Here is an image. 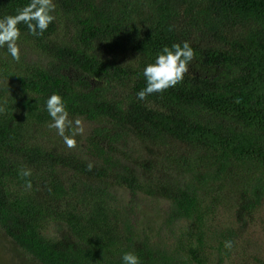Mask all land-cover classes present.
<instances>
[{
  "label": "trees",
  "instance_id": "trees-1",
  "mask_svg": "<svg viewBox=\"0 0 264 264\" xmlns=\"http://www.w3.org/2000/svg\"><path fill=\"white\" fill-rule=\"evenodd\" d=\"M56 115L132 138L152 177L57 158L36 135ZM233 173L250 210L264 174V0H0V230L23 253L41 264H205L200 228L177 239L178 255L137 237L109 204L111 181L166 200L168 221L199 224L200 194ZM51 220L66 235L42 234Z\"/></svg>",
  "mask_w": 264,
  "mask_h": 264
},
{
  "label": "rangeland",
  "instance_id": "rangeland-1",
  "mask_svg": "<svg viewBox=\"0 0 264 264\" xmlns=\"http://www.w3.org/2000/svg\"><path fill=\"white\" fill-rule=\"evenodd\" d=\"M19 52L27 59L36 58L24 49L19 48ZM157 66L162 70L189 71L190 68L174 61H158ZM216 71L210 68L207 74L213 75ZM67 76L81 80L86 89L92 90L97 86L96 81L76 72L67 73ZM112 132L113 129L105 121L56 115L41 124L36 135L38 142L55 152L57 158L71 155L111 170H132L140 180L152 177L147 170V153L132 138L114 137ZM140 162H145L143 167L139 166ZM54 164L52 173L63 176L64 180L69 178L70 169L66 165ZM261 177L258 184L262 185V196L250 210H243L240 206L243 187L238 174L233 173L218 184L211 185L200 194L199 224L184 218L168 221L166 200L130 191L116 181H111L109 204L122 209L137 237H143L169 253L178 255L175 253L177 239L184 243L186 237L182 234L185 231L200 228L205 264H264V174ZM40 230L49 238L67 233L63 224L52 220ZM0 264L41 263L18 249L0 230Z\"/></svg>",
  "mask_w": 264,
  "mask_h": 264
}]
</instances>
